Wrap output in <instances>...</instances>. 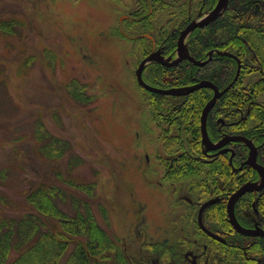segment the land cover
I'll return each instance as SVG.
<instances>
[{
	"label": "rangeland",
	"instance_id": "obj_1",
	"mask_svg": "<svg viewBox=\"0 0 264 264\" xmlns=\"http://www.w3.org/2000/svg\"><path fill=\"white\" fill-rule=\"evenodd\" d=\"M124 13L114 0H0V24H11L0 29V216L35 214L61 231L41 197L30 201L53 187L58 214L93 216L126 264H160L177 253L157 248L181 230L176 195L192 196L205 170L168 174L171 135L136 82L134 45L117 33ZM253 39L264 62V38ZM256 79L243 70L240 86ZM68 239L59 264L85 241Z\"/></svg>",
	"mask_w": 264,
	"mask_h": 264
},
{
	"label": "trees",
	"instance_id": "obj_2",
	"mask_svg": "<svg viewBox=\"0 0 264 264\" xmlns=\"http://www.w3.org/2000/svg\"><path fill=\"white\" fill-rule=\"evenodd\" d=\"M210 1L212 2V0ZM185 5V2L176 0L173 5L175 8H168L166 6L169 5L164 1L154 0L153 13L148 14L150 9L147 4L143 3V8L139 11L140 14L135 15L139 22L128 20L125 22V26H128L127 29H135L136 32L141 30V33L170 34L173 28H179L180 23H184ZM180 11L183 15L173 16ZM225 12L215 22L191 33L188 38V51L192 58L200 60L206 57V53L211 48L230 45V49H226L235 54L242 61L243 69L249 68L250 71L247 72L255 75L257 79L238 89L242 72L240 73L237 83L217 101L214 111L212 110L208 114L210 133L212 126H214L213 112L223 114L231 108L243 107L246 99L247 101L255 99L247 97L248 91V94H253L255 97L256 92L258 94L264 90V79L262 78L264 74L259 68L261 64L257 68L255 67L259 54L253 46V36L264 34V0H229ZM171 16L177 17L178 20L171 19L173 20L171 23H169L171 20L163 23L166 22L164 19L162 23H159L162 18ZM157 23L162 25L160 31L155 30L154 25ZM9 25H11L9 22L1 23L0 29L4 30L3 28ZM131 34L135 36L140 33ZM141 41L143 40L137 39V50H141ZM143 51L145 53V50ZM219 61L224 68L220 71L221 77L228 81L232 80L236 71L235 61L227 58H221ZM209 67L207 65L204 69H200L188 62H182L171 68L150 64L142 74V78L148 85L159 89L189 86L199 80L212 81L217 84ZM246 88L249 90L247 91ZM152 97L151 102L156 103L163 111V117H159V122H163L162 130L170 132L169 141L174 142V147H169V141L165 143L168 160L164 163H166L169 175H176L186 165L195 168L200 167L205 172L203 177L199 176L202 178L197 185L199 188H208L211 183L216 184L219 190V187L224 184L223 186L228 188L230 192H234L247 179L255 176V172L248 169L249 177H233L230 174L227 158L222 155L213 163L200 159L203 155L199 148L201 140L199 123L202 110L211 99L210 89H200L180 98L159 94H152ZM250 116L252 117L250 125L251 127L254 126L253 131L256 129L264 130V111L261 113L251 108ZM244 129L247 130V128ZM181 160L183 164L180 163ZM176 163L180 164L179 167L175 166ZM231 179L234 180L230 182ZM55 193L56 190L51 187L46 191L36 192L35 195L31 196L30 201L32 202L34 196L41 197L37 204L39 212L48 217L58 218L61 231H51L35 214H25L18 218L0 216V264H59V261L68 251L69 243L66 242L69 241V236H82L85 241L76 242L74 251L66 258L65 264H126L115 239L98 226L93 216L76 213L74 216L68 217L61 212L58 214L59 211L52 203ZM256 196L260 197V204L262 203L264 206V190ZM254 197L251 194L245 195L239 199L236 205V218L241 225L251 224L249 217L252 214L251 203ZM221 209L217 213L218 224L220 227L229 228L225 209ZM259 215H261L264 224V210ZM230 238L233 244L242 245L245 242L243 236L235 233ZM12 253H21V255L18 258L10 259ZM242 261L243 253L240 250L237 263L242 264Z\"/></svg>",
	"mask_w": 264,
	"mask_h": 264
},
{
	"label": "flooded vegetation",
	"instance_id": "obj_3",
	"mask_svg": "<svg viewBox=\"0 0 264 264\" xmlns=\"http://www.w3.org/2000/svg\"><path fill=\"white\" fill-rule=\"evenodd\" d=\"M115 1H116V6L123 8V10L125 11L124 17H121L123 19L119 23L117 33L119 34V38L121 40L124 39L131 40V43L134 45V47L132 48L133 51L131 52L132 53L134 52L136 57H140L138 61V66L151 53H157L158 58H160L164 64L169 65V66H165L163 64H160L159 63L160 61L157 58L156 60L159 62H151L147 64L143 69L142 74L146 70L147 66H149L150 64L159 65L165 68H171V67H176L182 62H188L190 65L198 67L200 69H204L207 65H209L214 81H216V83L217 84L219 83L220 85L219 84L217 85L212 81L210 82L213 83V85H215V87L218 89L219 92H221L233 82L238 68L237 61H239L241 67L237 80L234 83H232L230 88L226 90L218 98V100L221 97H223L229 90H231V88L235 85V83H237L238 79L240 78V73L241 72L243 73L244 69H243L242 61L235 54H233L228 50L230 49V45L220 48L218 47L211 48L206 53L205 58L197 60L201 62L207 61L202 66L194 65L190 63L189 60L187 59H183L179 61L177 64L171 65V63L178 58L177 50H178V41L181 31H183L193 20L197 18H202L206 16L209 12H211L216 7L218 0H212V2L210 0H178L181 1L182 3L183 2L186 3L185 19L183 20L184 23H180L179 28H173L171 30V33L166 35H163L159 32L156 35L154 33L152 34L143 33V32L141 33V30L136 32L135 29L134 30L127 29L128 26L127 27L125 26V22L128 20L130 22H137V23L139 22V19L136 18L135 15L140 14L139 11L143 8V3L147 4V7L150 9V12L148 14H152L153 13L152 6L154 4V0H115ZM162 1H164L169 5L166 7L175 8L173 7V5L175 4L176 0H162ZM226 10H227V6L223 11V13L211 23L215 22L217 19L222 17V15L226 13L225 12ZM176 15H183V14L180 11V13H175V15L173 16ZM173 16L168 18H162L160 22L162 23L164 19L166 20V22L163 23H167L171 19L178 20L177 17L174 18ZM160 18L161 16L159 17V19ZM150 20L152 21V18ZM173 20H171L169 23H171ZM176 23L179 24L178 21H176ZM158 31H160V28L158 29ZM131 33H140V34H136L134 36V34ZM189 37L190 35L184 40V45L186 46L187 50H188L187 45H188ZM256 37L264 38V34L256 35ZM139 38L143 40L140 42L141 50H137V39ZM143 50H145V53ZM188 53L190 56H192L189 51ZM209 53L211 54L210 56ZM226 53L231 56L226 55ZM258 57L259 59L256 61L257 64H255V67L257 68L261 64L259 68L264 74V62L261 61L260 56ZM221 58L232 59L233 61H235L236 71L234 77L230 81L223 79L221 77L222 73L220 71L224 69L223 64L220 63L219 61V59ZM249 64L251 65V63ZM247 71H250L249 68H247ZM262 78L264 79V76ZM198 82H195L189 86H193ZM240 84L238 86V89L245 87L244 85L240 86ZM183 87H188V86H180L173 88H183ZM246 89L247 91L249 90L248 88ZM210 91L212 97L213 91L211 89ZM248 92L246 93L247 97L255 98V99L251 101H247L246 99L245 106L243 107L237 106L236 108H231L229 111L223 114L213 112L212 118L214 120L213 121L214 126H212L211 128V133L208 127L209 117L207 116L206 131L209 140L213 144H218L223 139L224 140L229 139L230 137H241L248 141H251L253 147L256 150V164L264 169V130L256 129L255 131H253L254 129L252 128H254V126L251 127L250 125L252 118L250 116V109L253 108L256 111H260L261 113L264 111V90L260 91L258 94L256 92L255 97L253 96V94H248ZM184 96L186 95L179 96L176 98H180ZM252 103L254 104L252 105ZM215 105L210 110V112L212 110L214 111ZM236 110L238 111L237 113ZM243 128H247V130L245 129L243 130ZM199 131H200V123H199ZM200 137H201V133H200ZM199 148L201 154L203 155L200 157V159H203L208 163H213L221 155L225 156L227 158L228 166L230 168V174L233 177L234 176L235 177L237 176V178H242L245 176L249 177L247 173L248 169H252L255 172V176L247 179L246 182L240 185L234 192H230L228 188L223 186L224 184L221 187H219L218 190L216 184L210 183V186L208 188H198L192 196L190 194L185 195V197L179 194L176 195V199L182 201V203L185 205L183 213L181 215V220L179 221V224H181V228H180L181 230L180 232H178L179 234L177 233L178 236L175 239H173L171 244H169V239L165 237L163 242L158 244L157 248L158 249L166 248L167 250L177 249V253L175 255L170 254L169 256L167 254L166 255L163 254V256L160 257V264H240L239 262L237 263L238 253L240 252V250L243 253L242 264H264V237L261 235L246 236L237 233L230 225L227 217V204L230 197L244 184L259 183L261 180L256 169H254L250 164H247V160L250 152L249 147L240 140H237V141H227V142L225 141V144H223L222 146L216 149L207 150L205 147L202 146L200 140ZM146 161H148V158L146 159ZM233 180L234 179H231L230 182H232ZM178 182L179 179H175L174 182L171 183L170 188H172L173 190L176 189L175 184ZM263 190L264 187L258 191L247 192L241 196L243 197L248 194H251V196L253 197L255 196L251 203L252 214H250L249 217L251 224L241 225V223H239V221L237 220L240 226H242L247 230L254 232H260V231L264 232V224L261 219V215H259V213H261L262 210H264V206L262 205V203L260 204V197L256 196L258 195L259 192ZM172 196H175V193H173ZM241 197L237 199L234 205L235 217H236V212H235L236 205ZM221 208L225 209L224 211L226 213V219L229 228H225L222 226L220 227L218 224L217 213ZM199 216H200V221H199ZM199 222L201 223V226L199 225ZM233 233L243 236L245 238V242L242 245L233 244L232 241L230 240L231 239L230 237Z\"/></svg>",
	"mask_w": 264,
	"mask_h": 264
},
{
	"label": "water",
	"instance_id": "obj_4",
	"mask_svg": "<svg viewBox=\"0 0 264 264\" xmlns=\"http://www.w3.org/2000/svg\"><path fill=\"white\" fill-rule=\"evenodd\" d=\"M227 2H228V0H218L216 7L211 12H209L206 16H204L202 18H197V19L193 20L183 31H181L179 41H178V50H177L178 58L175 59L171 63V65L177 64L179 61H181L183 59H187V60H189L190 63L197 65V66H202L207 62V61H205V62L196 61L195 59H193L189 55L188 50H187L186 46L184 45V40L195 29L202 28V27L208 25L209 23H211L212 21H214L216 18H218L223 13V11L225 10V8L227 6ZM210 55L211 54L209 53V56ZM226 55L231 56L227 53H226ZM157 58H158L157 53H151L147 58H145L139 64V66L135 70V78H136L138 85L141 88H143L144 90L151 92V93H155V94H159V95H166V96H175V97L188 95L194 91L204 89V88L211 89L213 91V96L205 104V106L202 110L201 116H200V133H201V144H202V146L205 147L207 150H211V149H216V148L222 146L223 144H225V141L227 142V141L240 140L241 142L245 143L249 147L250 152H249L247 164H250L254 169H256L261 180L259 183H246V184H244L230 197L228 204H227V217H228V221H229L230 225L232 226V228L237 233H239L241 235H246V236L261 235L264 237V232H261V231L260 232H254V231L247 230V229L243 228L242 226H240V224L238 223V221L235 217V214H234V205H235V202L237 201V199L239 197H241L243 194H245L247 192L258 191L264 187V169L256 164V150H255V148L253 147L251 141H248V140L241 138V137H230L229 139H225V140L223 139L218 144H213L209 140L208 135H207V131H206V120H207L208 113L213 108V106L215 105L218 98L226 90H228L230 88L232 83H234L237 80V77H238L239 72H240V67H241L239 61H237L238 68H237V73L235 75L233 82L230 85H228L223 91L219 92L218 89L215 87V85H213V83H211L210 81H206V80L199 81L198 83L194 84L193 86H188V87H183V88L158 89V88L152 87L150 85H147L142 79V72H143V69L145 68V66L147 64H149L151 62H159L160 61L159 62L160 64H163L165 66H169L168 64L167 65L164 64L160 58H158L159 61H157L156 60ZM199 221H200V216H199ZM199 225L201 226L200 222H199Z\"/></svg>",
	"mask_w": 264,
	"mask_h": 264
}]
</instances>
